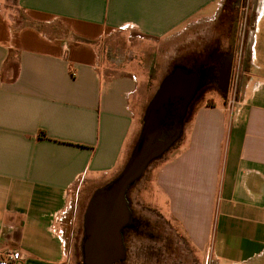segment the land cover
<instances>
[{"label": "crops", "instance_id": "1", "mask_svg": "<svg viewBox=\"0 0 264 264\" xmlns=\"http://www.w3.org/2000/svg\"><path fill=\"white\" fill-rule=\"evenodd\" d=\"M14 1L21 20L0 0V251H19L16 264H66L60 226L72 189L120 171L162 68L195 26L217 21L206 49L222 50L236 16L226 0ZM254 2L240 100L198 105L154 168L160 210L198 264H264V0ZM121 34L141 41L138 62L107 55Z\"/></svg>", "mask_w": 264, "mask_h": 264}, {"label": "rangeland", "instance_id": "2", "mask_svg": "<svg viewBox=\"0 0 264 264\" xmlns=\"http://www.w3.org/2000/svg\"><path fill=\"white\" fill-rule=\"evenodd\" d=\"M6 1L3 5L7 9H10L13 17L21 20L22 15L15 6V1ZM227 1L231 3L233 0H226V3ZM229 3L226 5L229 6ZM242 11L243 15L241 14L239 16L240 18H237L239 25L241 23L243 24L245 17L244 10ZM202 21V24L199 23L195 26L196 34L193 35L192 40L188 44L180 45L179 49L175 51L176 58H174L172 66L170 68H162L165 69L166 73L167 71L169 73L175 65L184 64L185 57L188 58V61L186 60L187 62L184 64L186 66H183L186 70L195 69L198 64L210 63L208 54L211 49H206L208 47L206 45L208 44V34H213L216 40L219 38L220 27L217 21H215L214 25L211 24V21L204 22L205 19ZM234 21V18L227 19L230 25ZM261 27H264V19L261 21ZM262 30L264 31V29ZM246 31L242 41L239 34L235 42L234 33L231 31V35H229L230 37L233 36L232 44L234 51L233 61L231 62L229 71V83L227 82L225 85L226 90L221 86H217L215 82H212L208 86H200L183 118L182 133H184L186 124L198 105L205 103L209 106H232L240 100L252 75L249 52L245 46L249 42V36ZM259 39L262 40L264 46V34L260 35ZM116 40V44L112 43L106 47L108 50L107 55L116 58V55L121 54L122 62H126L128 59H133V61L138 62V47L141 46V41H137L136 37H128L122 34L118 35ZM128 40L131 42L129 43ZM130 50L135 53L129 55L128 52ZM259 62L264 63V56ZM153 71H156V68H149V73ZM152 74H150V78H145L146 80L143 84L147 94L148 91L150 92L152 84L154 85L159 79L156 78V74H153V76ZM143 113L144 108L140 114V118ZM182 137H184L183 134H181ZM175 145L176 143L172 144V147L168 148L160 157L148 163L140 177L128 187L125 196L130 212V221L122 230L125 255L122 260L114 264H198L192 257V249L182 232L181 226L176 220H172V218L160 210L159 205L166 206V202L164 203L165 199L161 197L159 192H156L157 188L154 184L155 166L164 155H168L171 152V148ZM114 176L105 178L98 183L77 184L76 188L74 187L72 189L73 191L70 192L69 202L62 215L60 226L65 246L66 264H81L80 242L83 237L82 215L86 203L95 188L104 185ZM211 260V257H209L206 264H213Z\"/></svg>", "mask_w": 264, "mask_h": 264}, {"label": "water", "instance_id": "3", "mask_svg": "<svg viewBox=\"0 0 264 264\" xmlns=\"http://www.w3.org/2000/svg\"><path fill=\"white\" fill-rule=\"evenodd\" d=\"M230 71L226 67L223 89ZM202 82L194 70L174 66L149 99L138 138L120 171L95 188L82 215L81 264H114L124 258L122 229L130 221L126 191L148 163L174 144L181 132L188 105Z\"/></svg>", "mask_w": 264, "mask_h": 264}, {"label": "flooded vegetation", "instance_id": "4", "mask_svg": "<svg viewBox=\"0 0 264 264\" xmlns=\"http://www.w3.org/2000/svg\"><path fill=\"white\" fill-rule=\"evenodd\" d=\"M228 10L234 13L236 16L235 21L232 24V32L234 33V42L237 39V35H240L241 41L243 40V36L245 34V30L251 22L250 18L255 10V2L254 0H234L229 3V6L226 7ZM245 13V17L243 19V24L239 25V21L237 22V18H240L241 14L243 15V11ZM242 11V12H241ZM247 32V31H246ZM233 38V36H231ZM229 38L228 43L226 44L225 49H217L211 50L208 54L210 63H202L198 64L195 70L198 72L199 78L202 82L201 86H208L212 82H215L217 86H224L223 76L228 65H231L233 61V44L232 40ZM217 49V50H216ZM230 78V73H229ZM229 83V79L227 81Z\"/></svg>", "mask_w": 264, "mask_h": 264}, {"label": "built area", "instance_id": "5", "mask_svg": "<svg viewBox=\"0 0 264 264\" xmlns=\"http://www.w3.org/2000/svg\"><path fill=\"white\" fill-rule=\"evenodd\" d=\"M21 259L20 252L17 250L0 251V264H16Z\"/></svg>", "mask_w": 264, "mask_h": 264}, {"label": "trees", "instance_id": "6", "mask_svg": "<svg viewBox=\"0 0 264 264\" xmlns=\"http://www.w3.org/2000/svg\"><path fill=\"white\" fill-rule=\"evenodd\" d=\"M194 98H195V96H194ZM194 98L191 100V102L189 103V105H188V108H189V106L191 105V103H192V101L194 100ZM187 108V109H188ZM186 113H187V111H186ZM186 113H185V115H186ZM185 117V116H184ZM123 230V229H122ZM121 233H122V231H121Z\"/></svg>", "mask_w": 264, "mask_h": 264}]
</instances>
